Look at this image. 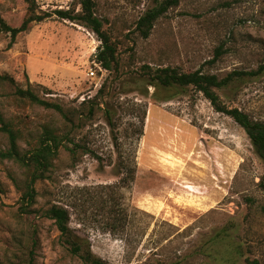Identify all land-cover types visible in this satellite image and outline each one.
Instances as JSON below:
<instances>
[{
    "label": "rangeland",
    "instance_id": "374dc122",
    "mask_svg": "<svg viewBox=\"0 0 264 264\" xmlns=\"http://www.w3.org/2000/svg\"><path fill=\"white\" fill-rule=\"evenodd\" d=\"M157 1L94 0L116 49L110 70L95 59L100 41L91 29L54 14L78 13L79 0H34V13L49 16L14 40L0 29V74L14 81H0V125L15 131L20 153L45 129L77 145L75 161L59 147L27 212L20 199L29 169L0 157V264H85L41 215L51 205L68 210V230L103 264H264V164L246 133L194 87L157 91L141 68L218 77L256 70L264 63V0H178L143 37L137 20ZM28 13L25 0H0L11 27ZM14 85L62 113L16 96ZM216 92L264 123V73ZM8 147L0 131V151Z\"/></svg>",
    "mask_w": 264,
    "mask_h": 264
},
{
    "label": "trees",
    "instance_id": "16d2710c",
    "mask_svg": "<svg viewBox=\"0 0 264 264\" xmlns=\"http://www.w3.org/2000/svg\"><path fill=\"white\" fill-rule=\"evenodd\" d=\"M28 4V15L18 27H11L7 25L2 18H0V29L9 32L11 40L15 36L25 31L32 21H40L49 16L46 13H34V0H25ZM178 0H158L156 4L147 9L137 20L136 28L139 30L143 37H146L149 30L152 28L154 21L165 13L169 7L176 5ZM80 11L78 13H71L72 11L57 9L54 14L58 18L67 19L69 21H80L84 26L91 29L100 41L97 53L95 54L96 61L103 69L110 70L113 64H116V49L109 35L102 30V21L94 13V0H79ZM221 53V49L217 48L215 56ZM143 72L148 75L147 85L155 88L157 91L161 89L171 88H185L188 86L194 87L197 91L201 92L206 99L211 103L213 108L221 113L230 116L246 133L254 152L261 159L264 164V123L254 120L238 108L227 107L221 100L216 92L217 89L227 87L234 79L240 78L242 75H255L264 73V63L260 64L256 70L249 72L232 71L224 77H218L212 73H204L201 70H194L191 72H181L175 67H151L149 65H142ZM1 82H9L14 84L11 77L5 74H0ZM14 94L20 98L26 99L31 103L42 105L45 108H53L62 113V109L56 103H51L46 100L40 99L29 88H21L14 85ZM156 96L155 93H152ZM165 98V97H163ZM108 124L111 123V113L107 108L105 111ZM0 131L4 132L9 141V147L6 151H0L1 158H8L15 160L20 166L29 169V179L26 183L25 191L21 195L20 211H30V207L34 202L36 191L34 183L42 179L45 172L51 165V159L57 154L60 146L71 153V159L75 161V148L76 144L62 145L65 137L53 134L51 131L45 129L42 137L36 147L20 153L16 147V133L10 128L7 123L2 122ZM66 135V134H65ZM71 142V141H69ZM98 158V157H97ZM121 181H127L126 177L121 178ZM73 207V205H71ZM116 209H111L114 212L112 221L119 220ZM41 215L53 220L54 225L58 231L66 236L65 242L69 243V249L73 254H77L85 264H103L102 260L93 256L89 247H83V244L76 241L77 237L72 236L67 228L68 210L58 205H51L50 207L41 210ZM112 224V223H111ZM248 264H258L253 260Z\"/></svg>",
    "mask_w": 264,
    "mask_h": 264
},
{
    "label": "built area",
    "instance_id": "2783aa9c",
    "mask_svg": "<svg viewBox=\"0 0 264 264\" xmlns=\"http://www.w3.org/2000/svg\"><path fill=\"white\" fill-rule=\"evenodd\" d=\"M86 75L89 77V78H94L95 77V71L93 68H89L88 71L86 72Z\"/></svg>",
    "mask_w": 264,
    "mask_h": 264
}]
</instances>
